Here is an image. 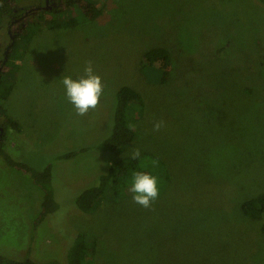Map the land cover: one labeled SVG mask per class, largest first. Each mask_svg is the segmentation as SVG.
<instances>
[{
  "label": "rangeland",
  "instance_id": "374dc122",
  "mask_svg": "<svg viewBox=\"0 0 264 264\" xmlns=\"http://www.w3.org/2000/svg\"><path fill=\"white\" fill-rule=\"evenodd\" d=\"M18 0L16 14L49 9L48 0ZM68 14L60 17L65 23ZM76 17V16H75ZM48 29L40 14L29 42L6 61L12 91L0 101L5 152L41 171L56 209L37 223L44 189L0 157V256L65 264L74 240L96 241L86 264H264L259 221L239 203L264 194V9L255 0H106L93 21ZM10 33L0 29V61ZM166 49L172 69H141L147 50ZM91 61L103 84L94 110L76 115L62 78L78 79ZM142 97L134 141L98 150L110 135L115 93ZM129 115L131 113L127 111ZM163 126L153 130L154 123ZM163 162L168 179L149 208L132 197L104 198L89 212L77 197L96 186L110 163L135 150ZM68 153L69 158L62 156Z\"/></svg>",
  "mask_w": 264,
  "mask_h": 264
},
{
  "label": "trees",
  "instance_id": "16d2710c",
  "mask_svg": "<svg viewBox=\"0 0 264 264\" xmlns=\"http://www.w3.org/2000/svg\"><path fill=\"white\" fill-rule=\"evenodd\" d=\"M54 5L50 9L30 7L26 10L22 18L16 14L18 0H0V29L6 22L8 24V33L11 41L7 45L9 56L6 52L4 58L0 61V101L6 100L12 91L14 84V72L6 61L10 58L11 53L17 51L19 44L29 42L32 31L27 30L24 25L34 26L39 20L40 14L44 12V25L48 29H62L74 27L77 24L76 17L82 21L95 20L102 11L103 4L106 0H52ZM264 9V0H255ZM68 14L65 23L60 22V17ZM76 16V17H75ZM141 69L149 68L159 73L160 84H165L170 76L172 62L169 52L160 47H155L144 52L138 61ZM142 97L135 90L123 86L115 93V108L112 116V127L110 135L98 146V150L118 153L123 151V147L131 144L135 139V130L131 127L133 122L142 113ZM3 114L4 111L0 110ZM129 111L131 115L128 114ZM136 112H141L136 114ZM1 115V114H0ZM5 115V114H4ZM0 124V157L13 169L20 173H26L30 179L44 189L42 200L40 201V210L37 216V223L41 222L47 215L53 213L56 209L52 195L46 186L51 178L50 167L47 166L41 171H35L25 163L13 160L5 152V141L8 129L19 132L18 123L8 117H5ZM73 153L63 155V158L73 156ZM135 171L147 172L160 179L163 186L168 179V172L164 169L163 162L159 159L141 154L138 159L122 157L108 165L106 172L99 177L98 184L83 191L76 199V207L82 212H89L95 209L99 202L107 198L114 199L118 197L130 196L129 191L132 173ZM160 189V185L158 183ZM240 213L245 217L259 221V232L264 238V194L251 197L241 201L238 205ZM97 244L95 240L86 243L83 236L79 235L71 247L65 264H86L90 255L95 252ZM0 264H35L30 258L23 260H13L0 256ZM48 264H58L49 262Z\"/></svg>",
  "mask_w": 264,
  "mask_h": 264
},
{
  "label": "clouds",
  "instance_id": "9594fccd",
  "mask_svg": "<svg viewBox=\"0 0 264 264\" xmlns=\"http://www.w3.org/2000/svg\"><path fill=\"white\" fill-rule=\"evenodd\" d=\"M61 83L64 86L67 101L73 106L78 116H84L90 110H94L104 90L101 78L94 73L91 61L86 62L83 76L75 80L65 76ZM162 126L163 121H158L154 123L153 130L158 131ZM139 157L138 149L132 152L131 159L135 160ZM129 191L132 193L134 203L149 208L160 194L158 179L150 173L135 171L132 173Z\"/></svg>",
  "mask_w": 264,
  "mask_h": 264
},
{
  "label": "flooded vegetation",
  "instance_id": "af4514ba",
  "mask_svg": "<svg viewBox=\"0 0 264 264\" xmlns=\"http://www.w3.org/2000/svg\"><path fill=\"white\" fill-rule=\"evenodd\" d=\"M50 1H52V0H50ZM48 4H49V3H48V0H46V1H45V6H44V7H45V8L49 7ZM52 4L54 5V2H53V1H52ZM53 5H52V6H53ZM52 6H51V7H52ZM51 7H50V8H51ZM50 8H49V9H50ZM0 131H1V129H0Z\"/></svg>",
  "mask_w": 264,
  "mask_h": 264
}]
</instances>
